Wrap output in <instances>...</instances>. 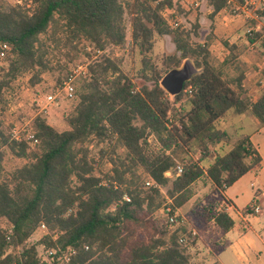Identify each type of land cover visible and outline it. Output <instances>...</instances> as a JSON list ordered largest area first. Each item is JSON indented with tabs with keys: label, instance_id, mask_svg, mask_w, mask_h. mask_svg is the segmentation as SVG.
<instances>
[{
	"label": "trees",
	"instance_id": "16d2710c",
	"mask_svg": "<svg viewBox=\"0 0 264 264\" xmlns=\"http://www.w3.org/2000/svg\"><path fill=\"white\" fill-rule=\"evenodd\" d=\"M207 2L216 15L247 0ZM171 8L172 0H33L32 11L0 7V47L9 48L7 66L0 70V97L21 74L47 69L41 37L53 27H62L71 43L85 39L102 51L106 45L125 46L126 15L131 17V45L143 56L155 35L172 36L180 56L166 59L164 75L187 59L198 70L171 98L160 86L163 73L146 58L143 78L151 88L129 80L120 60L103 58L89 66L91 78L64 118L67 130L57 131L37 115L30 136L15 139L0 122V176L8 156L27 161L8 181L0 180V264H49L37 246L75 251L71 264H196L189 252L195 238L189 245L179 242L191 232L181 225L169 231L176 212L193 198V184L206 177L212 191L222 193L261 166L248 136L226 151L219 145L229 135L217 128L229 113H248L264 127V86L252 101L237 66L238 56L256 44L259 34L249 29L240 47L224 42L228 56L215 66L209 42H193L191 31L169 26L162 13ZM194 28L198 36V25ZM260 46L264 49V39ZM232 66L238 74L228 77ZM150 137L158 149H151ZM92 142L105 144L113 154L108 172L95 173L97 163L86 147ZM179 166L183 171L177 175ZM150 180L153 184L147 185ZM162 210L167 218L159 220ZM218 210L211 216L227 233L236 222ZM41 225L47 233L30 244Z\"/></svg>",
	"mask_w": 264,
	"mask_h": 264
},
{
	"label": "rangeland",
	"instance_id": "374dc122",
	"mask_svg": "<svg viewBox=\"0 0 264 264\" xmlns=\"http://www.w3.org/2000/svg\"><path fill=\"white\" fill-rule=\"evenodd\" d=\"M172 2L173 8L163 11V18L167 20L172 29L176 28L177 25L175 24H179V27L191 31L193 42H209L211 61L215 66L228 56V49L224 46V42L237 44L240 47L246 42L249 29L259 34L256 44L249 46L238 56L237 66L238 71L244 72L243 81L248 83L249 89L258 88L262 91L264 86V56L261 53L264 49L260 45L264 39L263 0H255L254 4H248L246 8H228L216 15H212L213 10L208 5L207 0H172ZM17 5L28 11L33 10V0H0V7L2 8ZM125 23L127 27L125 46L106 45L102 51L97 50L85 39L74 43L69 42L62 27L50 29L47 35L41 37L46 44L44 52L47 69L37 68L34 71L21 74L0 97V122L3 123L4 128L13 137L27 139L31 134L32 120L40 115L46 118L49 125L57 131L67 130L68 126L64 118L76 107L82 85L91 78L89 66L98 63L103 58H110L114 61L120 60L121 70L129 80L137 85H147L151 88L153 84L143 78V70L146 69L143 62L144 58L150 61L149 66L162 74L165 70L166 59L173 56L179 57L180 54L176 52L172 36L155 35L151 51L147 55H141L139 50L131 45L132 28L129 15L125 16ZM195 25H198L196 28L198 36H195L196 32L194 33ZM184 62L185 60L182 61L179 69L182 68ZM6 66L5 59L0 60V70ZM77 69L79 71L75 80V95L78 100L73 96H64L61 91L65 78ZM238 71L232 66L228 68L226 74L228 77H235ZM33 79L34 83H32ZM233 87L237 90L236 86ZM50 95L56 97L53 103L48 101ZM245 124L243 115L233 113H229L220 120L217 123V128L226 131L229 139L219 146L228 151L238 139L244 136L249 137L252 131L249 123L243 128ZM14 132L16 133L14 134ZM148 144L151 149L159 148L158 142L153 137L149 138ZM86 147L89 150V157L97 163L95 173L108 172L111 168L109 158L113 157V154L108 151L107 146L92 142ZM33 148V144H30V149ZM103 150L106 151V154L102 157ZM26 163L27 161L24 159L8 156L3 163L4 171L0 180L8 181L11 175ZM192 189L195 196L176 212V216L179 225L182 226L181 228H185L187 233L196 231L198 234L194 237L192 245H189L192 261L196 264H207L209 254L213 253V249L222 243L211 239L213 238L211 237L213 229L211 228L212 225H209L212 218L211 213L218 209V203L216 193L212 191L210 181L206 177L195 182ZM157 217L159 220L167 218L163 210L158 213ZM250 224L255 231H264V214L261 215L258 223L251 219ZM179 225L170 227V233L174 232ZM208 231L210 233L206 235ZM41 237L42 234L37 233L30 239V244H37ZM37 250L41 258L44 259L43 247L37 246Z\"/></svg>",
	"mask_w": 264,
	"mask_h": 264
},
{
	"label": "crops",
	"instance_id": "0c3cea01",
	"mask_svg": "<svg viewBox=\"0 0 264 264\" xmlns=\"http://www.w3.org/2000/svg\"><path fill=\"white\" fill-rule=\"evenodd\" d=\"M242 88L252 101H256L261 95L258 88L251 90L248 83L244 81ZM243 116L246 123L243 128L249 123L252 131L249 138L261 156V166L242 176L224 192L216 193L218 208L226 202L234 207L235 213L229 215L236 224L229 232L223 233L216 226L214 219L211 218L209 222L213 229L211 231L213 238L211 239L222 243L217 246V250L215 247V251L213 249V253L209 254L207 264L215 262L220 264H264V231L257 232L250 224L251 219L258 223L261 215L264 214V127L250 114L246 113ZM254 207L259 208L258 213H254ZM247 210H250L249 214L246 213ZM209 233L210 231L206 235Z\"/></svg>",
	"mask_w": 264,
	"mask_h": 264
},
{
	"label": "built area",
	"instance_id": "2783aa9c",
	"mask_svg": "<svg viewBox=\"0 0 264 264\" xmlns=\"http://www.w3.org/2000/svg\"><path fill=\"white\" fill-rule=\"evenodd\" d=\"M264 1V0H263ZM248 4H254L253 0H247L246 4L243 6V8H246V6ZM177 25V24H175ZM250 32V30H248V33ZM9 48L7 45H3L2 47H0V60H4L6 58L7 52H8ZM81 69V68H79ZM79 69L73 71L71 74H69L65 80L62 83V93L64 94V96H73L76 100H78V97L75 95V80L77 77V73L79 71ZM56 97L55 96H48V101L49 103H53L55 101ZM16 132H14L15 134ZM16 139H18L16 136H14ZM183 171L182 167L179 166L177 168V175L181 174ZM168 176H170L171 174L168 173ZM153 181H148L147 185H152ZM127 199V198H126ZM219 212H225L226 214H233L235 213V209L232 206V204L226 202L224 203V205L220 208H218ZM254 213H258L259 212V208L258 207H254ZM177 216H175L176 218ZM172 224L174 226L179 225V222L177 221V219H173L172 220ZM3 227L5 229H8L10 231V228L8 227V225L3 224ZM39 233L41 234H46L47 233V228L44 225H41L39 228ZM198 234L196 231H192L190 233V236L188 235H181L179 237V242L181 244H190L191 239H193L194 237H196ZM75 254V251H69L67 253H63L58 249H46L44 248V257L45 260L49 263V264H71V257Z\"/></svg>",
	"mask_w": 264,
	"mask_h": 264
},
{
	"label": "water",
	"instance_id": "95a60500",
	"mask_svg": "<svg viewBox=\"0 0 264 264\" xmlns=\"http://www.w3.org/2000/svg\"><path fill=\"white\" fill-rule=\"evenodd\" d=\"M197 68L189 59L185 60L182 68H174L168 71L162 78L160 86L171 96L175 97L183 92L186 82L196 73Z\"/></svg>",
	"mask_w": 264,
	"mask_h": 264
}]
</instances>
